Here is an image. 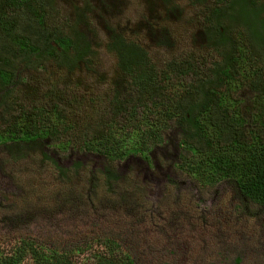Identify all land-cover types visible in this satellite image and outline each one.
I'll return each mask as SVG.
<instances>
[{"label":"trees","instance_id":"1","mask_svg":"<svg viewBox=\"0 0 264 264\" xmlns=\"http://www.w3.org/2000/svg\"><path fill=\"white\" fill-rule=\"evenodd\" d=\"M176 1L161 0L162 7L149 13L150 40L169 54L162 66L146 47L112 29L108 50L116 55L121 77L113 82L106 108L95 109L73 104L70 96L78 94L53 79L49 86L39 79L38 87L15 91L19 69L37 73V67L53 59L70 75L90 49L83 34L48 29L53 0H0V144L8 157L19 160L40 152L60 173L65 167L46 152L48 146L98 153L108 160L128 154L150 159L151 145L174 127L181 170L211 186L232 180L246 199L264 205V0H184L203 8V20L191 37L217 53L210 66L207 59L182 57L174 48L162 15L179 19L185 8ZM159 23L161 31L155 34L153 26ZM171 51L181 55L171 56ZM245 85L252 93L245 99L250 119L240 110L244 98L236 94ZM45 140L51 143L46 146ZM103 173L107 186L120 178L107 167ZM98 246L84 259L76 248L44 249L23 240L18 249L0 252V264H135L113 238H99ZM239 263L237 257L234 264Z\"/></svg>","mask_w":264,"mask_h":264},{"label":"rangeland","instance_id":"2","mask_svg":"<svg viewBox=\"0 0 264 264\" xmlns=\"http://www.w3.org/2000/svg\"><path fill=\"white\" fill-rule=\"evenodd\" d=\"M176 3L185 8L179 19L162 15L174 48L182 51V57L207 59L210 66L217 53L193 43L191 37L203 20V8H193L184 0ZM161 7V0H53L48 29L83 34L89 53L70 75L53 59L45 62L47 68L37 67V73L19 69L16 75L21 82L15 91L35 88L39 79L44 86L54 80L78 94V98L70 96L73 104L105 109L113 82L121 77L116 55L108 50L112 29L146 47L152 61L162 66L168 51L150 40L148 30L149 13ZM193 18L199 25L192 23ZM162 25L153 26L155 34ZM180 55L171 51V56ZM236 94L244 98L240 110L250 119L252 111L245 106V99L252 96L250 89L245 85ZM166 131L163 141L151 145L150 159L128 154L108 160L76 148L46 147L65 167L63 173L40 152L14 160L0 144V252L16 250L23 240H31L44 249L76 248L86 259L99 247V238L110 237L135 264H234L237 257L239 264H264V205L246 199L232 180L211 186L181 170L176 165L179 130ZM50 143L45 140L46 146ZM75 162L81 166L77 168ZM106 167L120 175L108 186Z\"/></svg>","mask_w":264,"mask_h":264}]
</instances>
